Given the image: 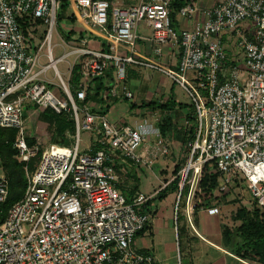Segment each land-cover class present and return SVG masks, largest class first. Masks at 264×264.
I'll list each match as a JSON object with an SVG mask.
<instances>
[{
	"label": "built area",
	"instance_id": "1",
	"mask_svg": "<svg viewBox=\"0 0 264 264\" xmlns=\"http://www.w3.org/2000/svg\"><path fill=\"white\" fill-rule=\"evenodd\" d=\"M172 2L139 0L121 6L111 0H69L70 14L97 36L102 48L89 47L86 35L67 41L69 50L63 46L54 58L51 39L60 0H0V127L15 131L13 157L23 163L26 177L22 197L0 217V264H156L152 254L133 242L151 218L145 205L159 189L152 195L136 192L128 201L120 184L131 168L153 163L137 152L142 143L152 140L161 154H168L159 129L165 111L145 106L131 122L111 121L105 104L135 97L128 68L169 77L194 109L187 160L176 174L175 215L181 209L195 231L196 209L220 213L218 205H203L199 181L205 163H212L221 176L211 199L223 197L236 182L264 209V0H221L205 8L189 2L178 16L201 12L203 20L181 31L172 26ZM140 23L150 29L143 39L153 45L156 58L135 50ZM224 32H234L241 63L227 62ZM167 44L178 49L169 66L157 59ZM43 48L48 61L42 65ZM69 56L73 59L64 78L57 64ZM75 65L79 80L72 84ZM50 69L53 77L46 75ZM187 72L193 74L188 77ZM27 105L64 115L73 122V131L66 129L42 147L39 137L29 145L33 134ZM182 125L190 121L185 117ZM83 132L90 142L81 149ZM36 157L35 169L29 170ZM8 190L2 170L0 203Z\"/></svg>",
	"mask_w": 264,
	"mask_h": 264
},
{
	"label": "crops",
	"instance_id": "2",
	"mask_svg": "<svg viewBox=\"0 0 264 264\" xmlns=\"http://www.w3.org/2000/svg\"><path fill=\"white\" fill-rule=\"evenodd\" d=\"M111 1L121 6H131L139 2V0H111ZM219 1L221 0H190L189 2H196L201 8H205V7H210ZM69 14H70V10L68 12V15ZM68 20L69 19L66 18L61 20L64 28L62 32V37L65 40V42L67 41L72 42L75 39H77L80 33H82L83 35L86 29H83V27L77 21L74 20V22H69ZM202 20L203 17L201 12L194 14L190 18H183L178 16V14H176L175 23L173 27L176 31H181L185 29L191 30L195 27L197 22H201ZM67 25L69 26V30L72 29L75 32V35L70 40L66 39L63 36V33L68 31V29H66ZM136 32L138 35V39L135 47L136 52L148 58H156L152 53L153 45L143 39V37L149 36L150 29L146 27L143 23H140L138 25ZM88 33L90 34V35L86 34L88 38V46L94 49L102 48V45L99 42H97V40H95V38L97 39V36H95V34L94 35L91 34V32L89 31ZM98 40L100 39L98 38ZM221 41L226 48L227 62L229 64L241 63V50H239L240 51L239 55L235 57L234 54L238 52L237 50L238 46L236 45L235 53L233 49H230L229 46L230 41L231 43L237 42V38L235 37L234 32L222 33ZM177 57H178L177 47L172 44H167L163 47L162 55L159 56L157 59H159L164 64H167L169 66L172 65L171 64L172 62L174 63V61H176ZM142 69L144 68L138 67V68L127 69L128 84L133 90L134 95L135 92L138 95V97H136V101L131 102L129 104L130 110L134 109L135 107H137L138 110V107L139 108L142 107L141 106L142 103H147L149 101H154V100L166 101L170 97V95L167 94V91L164 90V85L162 82H158L154 92H149L147 86L149 81L151 80V76H144L142 73L143 71ZM160 75L163 80L167 78L162 74ZM132 81H134V84L131 83ZM171 89H170V93H172ZM159 93L160 95L158 96ZM173 98L176 102H179L176 100L174 96ZM123 101L126 100L120 101L113 99L111 100V102L105 104L106 106L107 105L109 106V108L107 109L108 117L111 119V121L117 124H120L122 122H129L125 118L124 114H119L117 110H110L111 107L114 106V104ZM101 102H102L101 104H104L103 101ZM181 103H185V102H181ZM132 104L135 105L133 108H132ZM188 107L178 109L177 112L175 111L169 112V114L175 115L176 120L178 121L177 125L181 126L182 129L184 127L182 125L183 119L185 118ZM177 142L179 143L180 141L177 140ZM145 144L146 142L142 143L138 147L137 152L143 157L151 158L152 162L154 163L156 159L154 157L155 152L152 151L153 150L152 147L155 145L152 140H150V144H151L150 147L148 145L146 146ZM152 164L149 167L150 170L152 169ZM141 169L142 166L131 168L129 172L126 175H124L122 179V183L120 184L121 190L126 195V198L127 197L129 198V200L134 196L136 192L138 191L141 192L139 188L133 193L130 192V189L132 187L131 185L133 183L137 182L138 184L140 182L139 172L141 171ZM165 183L167 182H164L163 186H165ZM161 187H159L158 189H160ZM165 198H163L162 200H164ZM162 200H157V202L159 203ZM153 203H154L153 209L151 208L152 203L150 204L151 207L150 206L148 207L150 209L149 211L151 213V218L144 231L136 235L133 244L134 247L137 248L138 250L152 254L156 264H180L179 262L180 260L178 259H182V255L189 261V264H259L237 256L236 254H234V252L231 249L225 247L222 244V228L225 225L231 226L232 224H228L221 216V213H219L218 215H208L204 210L196 209L192 221L196 231L195 232L194 230L191 229L190 225L186 221V218L182 210L175 215L174 213L175 201L173 203L168 204L162 212H159V209L156 205L157 204L156 200ZM178 215H179V219L177 218ZM175 238L177 240H175ZM181 239H182V244L180 242Z\"/></svg>",
	"mask_w": 264,
	"mask_h": 264
},
{
	"label": "trees",
	"instance_id": "3",
	"mask_svg": "<svg viewBox=\"0 0 264 264\" xmlns=\"http://www.w3.org/2000/svg\"><path fill=\"white\" fill-rule=\"evenodd\" d=\"M190 0H173L170 6V19L172 26L175 23V16L179 9L188 4ZM69 0H60L59 10L57 11V18L59 21L66 18L69 22H74V16L69 14ZM39 23V22H37ZM75 35V32L71 29L63 33L66 39H71ZM82 33L78 37H82ZM79 66L75 65L71 71L70 81L73 84L79 80ZM100 86V83H98ZM97 94H94L96 96ZM135 105L132 104V108ZM142 107L148 106L152 110L164 112L162 115V122L159 123V129L162 137L172 135L175 139L180 140L181 144H185L193 136V125L191 124L194 118L193 106L185 103L176 102L173 96L166 101H149L142 103ZM189 106V107H188ZM188 107L185 115L186 119L190 121V125L185 128L176 125L175 115L169 114L171 111L177 112L178 109ZM109 106L107 105L105 111ZM26 109H30L33 113L32 117V134L31 138H28V144L31 145L35 142L36 137L41 136L46 138V141H52L55 137H61L66 129L73 131L74 124L72 121L66 119L64 115H57L48 108L39 107L37 105H27ZM178 126V128H177ZM15 131L13 129H5L0 127V158L1 167L8 181V195L3 203H0V217L5 216L8 209L13 203L19 200L24 192L26 186V177L24 174L23 163L19 162L13 157L14 149L12 148V142ZM37 164V157L33 158L29 164V170H34ZM182 165V161L177 162L173 169L175 177L169 181L164 187L160 188L153 197H151L147 203L146 208L155 200H162L165 198L169 191H177L178 177L177 171ZM220 173L216 170L212 163H205L202 167V176L199 181V188L204 195L203 205L211 206L218 205L219 202H235V200L229 201L228 196L231 195L232 187L238 184L233 183L230 190L220 199L214 201L211 199L213 190L220 182ZM166 182V181H165ZM137 183V182H136ZM132 186V185H131ZM137 189V184L132 186L130 192L133 193ZM186 191V189H184ZM129 201V198H126ZM253 202V201H252ZM179 219V215L177 217ZM233 220H238L237 226H223L222 228V244L231 249L237 256L259 263L264 264V209L259 208L255 202L248 209L245 206H240L231 215ZM147 226V225H146ZM146 226L140 230L136 235L144 231Z\"/></svg>",
	"mask_w": 264,
	"mask_h": 264
},
{
	"label": "rangeland",
	"instance_id": "4",
	"mask_svg": "<svg viewBox=\"0 0 264 264\" xmlns=\"http://www.w3.org/2000/svg\"><path fill=\"white\" fill-rule=\"evenodd\" d=\"M58 10H59V8H57V11ZM66 29L69 30L68 25H67ZM43 30H44L43 26H41L40 29L38 30L37 37L39 38V41L42 40ZM63 30H64L63 23L61 21H59L57 27L53 30L52 39H51L52 52H53L54 58L59 57L63 53V51H64L63 46L65 47V51L69 50L68 45H66V42L62 37ZM86 34L89 35V33L87 31H84L83 36H86ZM236 45H237V42L231 43V41H230V43H229L230 49H233L234 53L236 52L235 51ZM237 50H238V52L236 54H234L235 57H237L240 53L239 47ZM72 59H73V57L69 56V57H67V59L65 61L59 62L57 64V68L62 73L64 78L67 77L68 66H69L68 63L71 62ZM47 61L48 60L46 58V50H45V48H43L40 51V63L43 65V64H46ZM142 70H143L142 73L144 76H151V80L149 81L148 86H147L149 92H154L158 82H162L164 85V90L167 91L168 95H171V96L173 95L176 98V100L179 102H185V104H190V98L185 93V91L177 83H174L172 80H170L169 77H167L166 79L163 80L161 78V75L156 71H149V70H144V69H142ZM192 74L193 73H191V72H187L186 76L190 77ZM46 75L49 77H53V71L51 69L48 70ZM55 80H56V78H55ZM131 83L134 84V81H132ZM170 89H171L172 93H170ZM159 95H160V93L158 94V96ZM158 96H157V98H158ZM136 97H138V95L135 92V97L133 100H126V101L114 104V106H112L110 110H117V112L119 114H124L127 121L131 122L140 116L137 114V107H135L132 110L129 109V104L132 101L135 102ZM138 110H140L139 107H138ZM142 110H143V108H141V111ZM32 117H33V113L30 114V118H29V123H30L29 131L31 133H32V129H31ZM148 117L150 119V122H152V116L149 115ZM177 124H178V122H176V125ZM177 128H178V126H177ZM81 138H82V143H81V149H82L83 147H85L90 142V139L88 137V134L84 133V132L81 134ZM39 139H40V146L42 147L46 142V138H43L41 136V138L39 137ZM163 139L170 149L168 154H166V155L161 154L158 147L153 146L152 151L155 152L154 157H155L156 161L152 164V169L150 170L149 168L142 166V169L139 172L140 173L139 174L140 175V179H139L140 182L138 183L139 185L137 183L132 184V186L137 184V189L139 188V190L141 191L140 193H142L144 195L154 194L155 190H157L161 186L163 187V183L165 181L167 182L171 178H173L175 176V174L173 173V169H174L175 165L177 164V162L182 161V166L186 163L188 147L185 144H181L180 142L178 143L177 139H175L172 135H168L166 137H163ZM151 144H150V141H148V142L146 141L145 145L146 146L148 145L150 147ZM1 174H2V170L0 169V175ZM233 183L234 182H232L230 185H233ZM237 184H238L237 186L232 187L231 195L228 196L229 201L234 199L235 202L232 201V202H219L218 203L219 208H220V213H221V216L223 217V219L228 224H232L235 226H237L239 224V221L233 220L231 218L232 213L237 208H239L240 206H245L246 208L250 209L251 205H253V202H252L247 190L242 186V184H240V183H237ZM175 196H176V191H174V192L169 191L167 194V197L164 200H162L159 203L156 200V203H157L156 205L159 209V212H162L168 204L173 203L175 201ZM183 202H184V196H183V199L181 201V206H183ZM151 206L150 207L153 209V207H154L153 202H152ZM180 211H181V209H180ZM180 238H181V235H180ZM175 240H177V239L175 238ZM180 242L182 244V239L180 240ZM178 260H180L179 261L180 264H189V261L183 255H182V259H178Z\"/></svg>",
	"mask_w": 264,
	"mask_h": 264
}]
</instances>
